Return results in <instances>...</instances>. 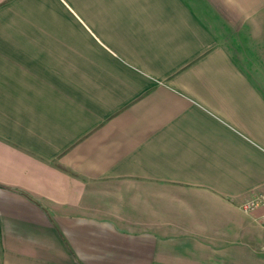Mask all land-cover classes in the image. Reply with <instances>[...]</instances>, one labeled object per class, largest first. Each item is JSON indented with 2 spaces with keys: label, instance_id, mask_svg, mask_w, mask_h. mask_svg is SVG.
<instances>
[{
  "label": "crops",
  "instance_id": "crops-1",
  "mask_svg": "<svg viewBox=\"0 0 264 264\" xmlns=\"http://www.w3.org/2000/svg\"><path fill=\"white\" fill-rule=\"evenodd\" d=\"M264 0H0V264H264Z\"/></svg>",
  "mask_w": 264,
  "mask_h": 264
},
{
  "label": "built area",
  "instance_id": "built-area-1",
  "mask_svg": "<svg viewBox=\"0 0 264 264\" xmlns=\"http://www.w3.org/2000/svg\"><path fill=\"white\" fill-rule=\"evenodd\" d=\"M260 207H263L264 208V196L258 198V199H254V200H251L249 202H247L243 208L246 210V211H254ZM262 224L264 225V215L262 216Z\"/></svg>",
  "mask_w": 264,
  "mask_h": 264
}]
</instances>
